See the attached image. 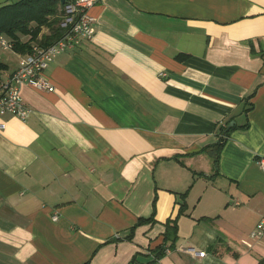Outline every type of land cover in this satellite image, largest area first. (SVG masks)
<instances>
[{
    "label": "crops",
    "instance_id": "obj_1",
    "mask_svg": "<svg viewBox=\"0 0 264 264\" xmlns=\"http://www.w3.org/2000/svg\"><path fill=\"white\" fill-rule=\"evenodd\" d=\"M88 13L94 37L48 65L50 90L20 87L27 119L1 118L0 264L264 260V236L250 237L264 219V0H98ZM3 53L1 79L26 54Z\"/></svg>",
    "mask_w": 264,
    "mask_h": 264
},
{
    "label": "built area",
    "instance_id": "obj_2",
    "mask_svg": "<svg viewBox=\"0 0 264 264\" xmlns=\"http://www.w3.org/2000/svg\"><path fill=\"white\" fill-rule=\"evenodd\" d=\"M98 0H65L62 5L58 23L60 31L57 40L42 45L38 42L30 44V51L21 55L17 68L4 79L0 78V130L5 129L1 118L10 115L19 120H26L31 113L30 108L20 94V87L26 85L36 91L50 90L45 76L48 65L62 52L79 46L82 42L91 41L94 37V18L88 10ZM14 52L12 39L0 35V53ZM264 172V159L258 162ZM57 220V216H53ZM264 236V219L251 232L250 237L260 239ZM205 252H200L203 257Z\"/></svg>",
    "mask_w": 264,
    "mask_h": 264
},
{
    "label": "trees",
    "instance_id": "obj_3",
    "mask_svg": "<svg viewBox=\"0 0 264 264\" xmlns=\"http://www.w3.org/2000/svg\"><path fill=\"white\" fill-rule=\"evenodd\" d=\"M62 0H17L0 7V35H4L14 42V49L17 52L27 53L30 51V41H38L37 36L41 28L46 27L49 33L42 36L39 43L42 45L51 43L58 39L60 31L58 29L59 16L61 15ZM23 36H29L27 42H21ZM4 68L0 64V69ZM245 128V126L243 127ZM230 129L219 128V140L217 146L221 148L226 141V136ZM217 147V148H218ZM216 156V155H215ZM216 165V158L214 159ZM184 196L183 194L181 195ZM184 206L181 204L178 215L182 213ZM176 218L168 219L165 222L166 235L164 239H169L176 232ZM151 219H139L137 225ZM155 262L164 254L162 246L152 250ZM130 263H133V259ZM85 264H88L85 263ZM258 264H264L261 260Z\"/></svg>",
    "mask_w": 264,
    "mask_h": 264
},
{
    "label": "rangeland",
    "instance_id": "obj_4",
    "mask_svg": "<svg viewBox=\"0 0 264 264\" xmlns=\"http://www.w3.org/2000/svg\"><path fill=\"white\" fill-rule=\"evenodd\" d=\"M14 1H17V0H13V2H14ZM0 58H1L2 60H6V59H7V53H1V54H0ZM8 59L10 60V66H14V65L17 64L16 56L13 55L12 57H9Z\"/></svg>",
    "mask_w": 264,
    "mask_h": 264
},
{
    "label": "water",
    "instance_id": "obj_5",
    "mask_svg": "<svg viewBox=\"0 0 264 264\" xmlns=\"http://www.w3.org/2000/svg\"><path fill=\"white\" fill-rule=\"evenodd\" d=\"M65 2V0H62V4Z\"/></svg>",
    "mask_w": 264,
    "mask_h": 264
}]
</instances>
